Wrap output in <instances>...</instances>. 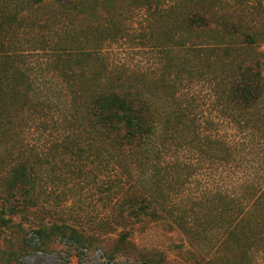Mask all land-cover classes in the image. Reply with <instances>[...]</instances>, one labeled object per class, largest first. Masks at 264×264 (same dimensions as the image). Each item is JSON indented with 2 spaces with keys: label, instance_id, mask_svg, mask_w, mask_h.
<instances>
[{
  "label": "rangeland",
  "instance_id": "374dc122",
  "mask_svg": "<svg viewBox=\"0 0 264 264\" xmlns=\"http://www.w3.org/2000/svg\"><path fill=\"white\" fill-rule=\"evenodd\" d=\"M87 3L78 11L56 0H0V78L8 85L0 101V216L19 224H0V247L19 252L16 264H143L125 257L131 242L156 250L155 264H239L242 254L223 239L241 214L223 195L241 199L254 175L264 176V93L248 112L226 118L220 109L238 64H264V0ZM191 10L238 20L254 43L190 34L182 18ZM115 85L170 106L152 152L121 154L77 129L91 94ZM18 165L30 197L13 214L7 186ZM145 201L157 215H134ZM249 216L252 226L248 219L242 226L264 227V209ZM55 227L75 230L88 247Z\"/></svg>",
  "mask_w": 264,
  "mask_h": 264
},
{
  "label": "trees",
  "instance_id": "16d2710c",
  "mask_svg": "<svg viewBox=\"0 0 264 264\" xmlns=\"http://www.w3.org/2000/svg\"><path fill=\"white\" fill-rule=\"evenodd\" d=\"M33 1L34 3H41L45 0ZM56 1L80 11L84 3L90 2L98 5L104 0ZM182 26L190 34L214 31L223 37L232 38L239 36L249 41V43H254L255 41L253 35L243 30L242 24L238 20L234 18L218 20L210 13L200 10L187 12L182 18ZM229 81L230 86L223 97L224 100L222 102L224 103L220 109V112L222 115H226V118L230 117L229 112L232 113L235 110L248 112L258 102L261 94L264 93V64L258 61L241 62L233 70V78L230 76ZM7 88L8 85L4 79L0 78V101L7 95ZM156 100V96L151 94V92L137 87L123 88L115 85L93 92L82 107L80 118L77 119V129H80L79 132H85L101 139L110 147L117 149L121 154L143 155L147 151L152 152L157 140L162 137L163 133L167 132L171 116L170 106L165 102L160 103ZM230 121L232 120L230 119ZM208 124L214 126V122H208ZM206 139L209 140V138ZM209 142L211 144L219 143L222 149L225 147L222 141L216 139L209 140ZM27 177L26 167L18 165L13 168L8 180V197L6 201L8 208L13 214L15 213L13 208L19 203L20 198L25 201L30 197ZM253 179L251 184L244 190L246 191L245 197L243 196V198L239 199L236 195H223L231 207L237 208V211L241 214L233 229L228 233L227 239H223L224 244L227 243L226 240L230 242L232 253L242 254L243 259L239 264H258L260 254L262 253L261 255L264 256V227L258 225L261 226V230L252 231V227L247 228V226L241 225L248 219V224L250 223L252 226L253 221L250 220L251 217L249 215L257 210L264 209V176L260 178L254 175ZM24 185L25 187H22ZM151 203L153 206H151L150 202L145 201L144 205L138 206V212L134 213V215H138L141 218L157 215L158 208L154 205L155 203ZM244 208L246 209L243 212ZM233 211L235 212V210ZM0 224L7 229L16 228L19 225L13 219H4L1 216ZM55 231L57 236L74 239L79 246L88 247L87 240L81 236L77 238L75 230H69L66 227H55ZM39 233L44 236L43 228L39 230ZM119 241L123 243L128 240L121 237ZM124 253L125 257L133 261H141L143 264H155L156 257L161 259L156 250L140 248L132 242L131 249ZM18 254V251L11 250L8 245L6 251L1 246L0 264H16L17 259L20 257ZM106 257L109 261L115 259L113 252H109Z\"/></svg>",
  "mask_w": 264,
  "mask_h": 264
}]
</instances>
